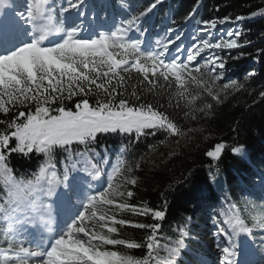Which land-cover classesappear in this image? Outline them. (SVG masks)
<instances>
[{
  "label": "snow or ice",
  "instance_id": "obj_1",
  "mask_svg": "<svg viewBox=\"0 0 264 264\" xmlns=\"http://www.w3.org/2000/svg\"><path fill=\"white\" fill-rule=\"evenodd\" d=\"M165 4L20 0L17 7L0 0V114L5 117L0 119V264H207L185 243L194 240L187 227L190 217L177 221L175 239L161 235L165 193L159 207L131 202L138 184L134 173L144 156L134 164L123 159L113 164L116 150L102 147L101 138L119 136L131 147L159 133L186 137L167 108L181 107L183 101L185 119L195 120L196 112L209 115L213 109L212 103L195 107L202 96L218 104L222 93L244 89L236 81L218 84L226 67L221 53L251 41H240V27L220 26L264 17V7L234 18L201 19L203 0H194L177 21ZM97 6L105 10L102 20L108 27L98 22ZM157 16L162 17L158 26L153 23ZM248 55L260 61L264 48ZM133 72L139 79L129 91ZM146 93L168 94L167 108L149 103ZM259 96L264 99V91ZM147 147L155 151L156 146ZM227 147L216 143L205 155L217 162ZM230 151L248 159L245 145ZM12 154L43 160L31 175L17 173L10 166ZM214 168L211 163L210 184L218 182ZM260 190L264 193V177ZM223 200L227 211L209 206L208 213L218 264H255L253 252L264 257V225L249 226L231 193L225 192ZM125 226L142 230L144 239L119 238ZM120 247L143 248L146 255L113 250Z\"/></svg>",
  "mask_w": 264,
  "mask_h": 264
},
{
  "label": "trees",
  "instance_id": "obj_2",
  "mask_svg": "<svg viewBox=\"0 0 264 264\" xmlns=\"http://www.w3.org/2000/svg\"><path fill=\"white\" fill-rule=\"evenodd\" d=\"M193 3L194 0H166L165 7L170 9L174 19L180 21ZM260 7H264V0H203V7L199 9L198 18L210 19L223 16L234 18L237 14H250ZM217 8L219 11H216ZM161 19V16H157L153 23L158 26ZM239 23L245 40L251 41V44L227 55L225 61H228L227 66L233 70V81L244 84V89L222 93L221 102L218 104L211 98L202 96L196 101L195 107L199 108L204 103H212L213 109L209 115L196 112L195 120L185 119L184 113L187 109L181 111L183 101H181V107L167 108L168 94L146 93L147 101L165 105L168 113L177 120L188 135L166 137L165 134L159 133L156 137H148L147 140H142L139 144L134 143L131 147L128 146L126 139L119 136L101 138L102 147L107 145L110 151L116 150L114 161L123 159L126 164H134L140 160L141 156H144L141 167L134 173L138 184L133 189L136 196L131 202L134 204L147 202L151 206L159 207L163 203L161 193H165L167 205L164 210L167 216L161 235L167 234L169 240L177 236L179 231L176 227L177 221L188 217L191 218V223L187 227L194 238L199 237L198 226L202 222L198 217L200 206L207 202L227 204L223 200L225 192L231 193L233 202L237 203L242 217L250 226L259 222L263 213L257 205L252 206L245 213L240 199L242 185L247 182L248 177L257 170L264 173V99L259 96V93L264 91V59L255 61L248 55V53L255 54L258 49L264 48V17L246 19ZM252 72L255 75L249 76ZM138 79L137 74L133 72L131 79L127 81L129 91ZM189 90L193 91V94L198 91L194 86ZM172 103L175 105V99ZM4 118L0 114V119ZM189 129L196 131L189 132ZM219 142H225L228 147L217 162H212L205 153L212 150ZM148 144L155 145V151L149 150ZM237 144L246 146L247 160L230 151V148ZM121 148L125 149V153L118 151ZM59 158L62 159V157ZM42 160L43 157L40 155L27 159L19 154H12L10 166L17 170V173L31 175L33 171H38L36 166ZM211 163H215L214 170L217 172L218 180L216 184L209 182ZM122 215L124 218L151 222L150 218L133 217L130 213ZM144 236L145 233L142 230L130 226L120 228L119 238L140 241L144 239ZM164 242L161 240V243ZM185 243L191 245L189 240ZM113 250H119L123 254L133 255L136 258L146 255V250L143 248L120 247ZM161 254L165 255L163 252Z\"/></svg>",
  "mask_w": 264,
  "mask_h": 264
},
{
  "label": "rangeland",
  "instance_id": "obj_3",
  "mask_svg": "<svg viewBox=\"0 0 264 264\" xmlns=\"http://www.w3.org/2000/svg\"><path fill=\"white\" fill-rule=\"evenodd\" d=\"M14 1H15L14 3H15L16 6L20 4V0H14ZM59 2L56 1L55 3H59ZM89 3H92V1L89 2ZM102 16H103V14L101 12L99 13L97 11V20H98V22L105 23L102 20ZM108 17H109V22H111L112 16L108 15ZM105 27H108V23H105ZM220 27L221 28L240 27V29L242 31V27H241L240 23L238 25H225V26H220ZM242 33H243V31H242ZM244 40H245V37H244V34H243L240 37V41L243 42ZM240 50L241 49H233V50H230V51L229 50H225L223 53H221V55L224 57V60H225L227 55H231V53L236 52V51H240ZM225 63H226V67L223 70L224 78L221 79L220 81H218V84H221V85L223 83H230L231 81H233V77H232L233 70L230 69L227 66L229 64L228 61H225ZM261 177H264V175L261 173V171H257L253 175L248 177L247 183H245L243 185V187H242L243 196H242V199H241L242 206L244 208V211H246V212L249 210V208L251 206L255 205L256 203L259 204L261 206V208L263 209V213H262V215L260 217V221L257 222V224H256L257 228L259 226H261V225H264V193H262L261 190H260ZM220 208H222L223 210L227 211V207L226 206H223V207L221 206ZM198 215H201V213H199ZM203 217H204V221H205V219L208 218V214H204ZM209 220L211 222H207V223L203 222L202 228H213L214 230H212L210 235H208V234H206L204 232L203 237L200 240V243L193 244V246H194L193 249H195L197 252L203 254V256L207 260V264H211V263L212 264H218V259H214V256H213V253L217 252V249L212 244V235L215 232V228L213 227L212 219H209ZM256 258L259 261V264H264V261H262V260H264V257H261L259 252H256Z\"/></svg>",
  "mask_w": 264,
  "mask_h": 264
},
{
  "label": "bare ground",
  "instance_id": "obj_4",
  "mask_svg": "<svg viewBox=\"0 0 264 264\" xmlns=\"http://www.w3.org/2000/svg\"><path fill=\"white\" fill-rule=\"evenodd\" d=\"M15 1L14 0H12V3L13 4H15L14 3ZM17 7H19V5H17ZM213 256H214V259H218V252H216V253H213ZM256 258V257H255ZM251 260H254L253 258H250ZM254 262H255V264H259V263H257L255 260H254ZM212 264V263H211Z\"/></svg>",
  "mask_w": 264,
  "mask_h": 264
}]
</instances>
